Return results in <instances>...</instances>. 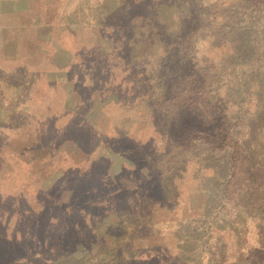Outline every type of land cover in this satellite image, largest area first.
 I'll return each mask as SVG.
<instances>
[{
    "label": "rangeland",
    "instance_id": "374dc122",
    "mask_svg": "<svg viewBox=\"0 0 264 264\" xmlns=\"http://www.w3.org/2000/svg\"><path fill=\"white\" fill-rule=\"evenodd\" d=\"M123 1L0 0V264H264V98L248 80L264 71V0L239 11L231 33L246 27L257 56L249 66L226 67L229 42L196 43L216 76L191 107L178 94L164 106L147 99L156 59L127 43ZM27 10L38 37L28 48L42 49L35 68L17 54ZM224 93L220 118L211 98ZM217 118L232 126L229 140L197 128ZM231 155L236 170H251L249 185L221 179ZM35 216L51 238L27 236V250L13 249ZM73 224L83 235L69 244Z\"/></svg>",
    "mask_w": 264,
    "mask_h": 264
},
{
    "label": "trees",
    "instance_id": "16d2710c",
    "mask_svg": "<svg viewBox=\"0 0 264 264\" xmlns=\"http://www.w3.org/2000/svg\"><path fill=\"white\" fill-rule=\"evenodd\" d=\"M257 4L258 0H124L120 6V15L121 17H125L123 26L130 28L129 36L126 38L127 43H131V46L134 47L133 51H135L139 58H143L144 60H147V57L156 59V64L151 69L149 76L150 79L155 81L153 86L156 88L148 90L149 94L147 98L149 101L151 100L153 107H156L157 104L164 106V103L170 102L172 97H175L173 94L183 95L184 100H181V102L186 101L185 104L189 102V107H191L193 106L192 102L199 104L205 93L213 89L215 80L212 84V78H215L216 74L210 73L204 67L206 64L205 56H201L198 59L196 58V53L193 52L198 41L207 42L210 47L218 46L225 42L227 44L231 43L232 46L230 48L234 57L232 54L229 55V57L233 58L226 63V67L235 65V60L240 63L247 62V66L250 65V62L256 61L257 56L252 55L251 51H249L250 37L249 35H245L246 27L239 28L244 31L239 30V36L236 39L231 37V33L234 30V25H237L235 23L237 13L254 7ZM28 11H24L25 16H19L22 18V21H24L25 17L28 18V20L25 19L24 21L25 25L21 27V30L24 31L23 34L27 35V40L22 39L17 42V54L19 53V57H25L26 64L29 67L33 66L35 68L37 63L32 60L31 55L41 52L42 49H36L35 45L28 48L29 40L35 41V39H38L34 28L31 27L29 13L27 14ZM242 22L243 20L240 21V24ZM100 23L104 26H109L112 31L119 28V25L115 21H105V19H102ZM235 31H238V28ZM70 34L76 35L73 32ZM252 42H255L254 39ZM158 49L160 51L156 53L155 50ZM70 52L72 53V51ZM261 58L264 61V52L261 53ZM257 70L259 69L251 71L248 80L255 82L256 89L260 87H257L256 82L261 83V97L264 98V71L261 73ZM210 74L213 75L210 76ZM137 82L141 83V79L136 81L135 87H139ZM227 94L224 93L222 97L216 94L211 98L220 107V112L223 114L220 118H224V115H226L227 104L231 100V97ZM261 107L263 110L261 112L262 133L264 131V101ZM151 110L150 107L149 111L152 112ZM164 111L166 113L168 109ZM178 111L179 109H176L173 113H177ZM186 115H189V111ZM219 119L217 118L210 124H203L197 128L210 131L216 140L219 138L229 140L232 126H227L226 129L223 128V124H220ZM238 124L233 123V126H237ZM247 127L249 135L254 129L252 125H248ZM238 159L237 155L228 157L229 165L227 166L226 164V168L222 169V176L224 177L221 176V179L225 181V176L229 174L225 185L231 182L234 183V181L245 182L246 185L250 184L252 179L251 170L249 168L236 170V167L233 166ZM246 160L251 162L252 159L246 158ZM226 170L230 173H225L224 175ZM202 189L207 195L212 193V191L206 188ZM71 192L72 189L70 190ZM61 203H63L62 207H65L64 211L71 213L69 198L61 200ZM262 214L264 215V212ZM41 221L42 219L40 220L39 216H35L33 229L25 225L23 226V231L20 233V238H17L15 235L12 236L10 241H13L16 246L13 249L27 250V245L21 242L27 236L33 240L38 238V236H42L44 237V241H48L51 237L46 232H44L45 235H42L43 223ZM262 226L264 227V223ZM67 228H70L69 230L71 231L69 233L71 237L66 238V242L69 244L79 240V235H83L82 229L75 228L74 224L69 227L67 226ZM26 230L30 231L26 232ZM261 231L264 232L262 228ZM75 234L78 235L77 238H74ZM25 245L26 247H24ZM51 249L54 250L53 247ZM21 254L27 253L23 252Z\"/></svg>",
    "mask_w": 264,
    "mask_h": 264
}]
</instances>
